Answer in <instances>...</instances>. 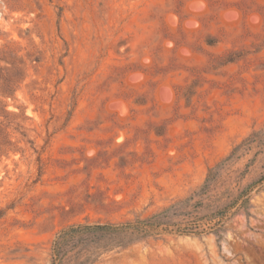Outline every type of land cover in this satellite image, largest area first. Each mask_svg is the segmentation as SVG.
Masks as SVG:
<instances>
[{
  "label": "rangeland",
  "instance_id": "374dc122",
  "mask_svg": "<svg viewBox=\"0 0 264 264\" xmlns=\"http://www.w3.org/2000/svg\"><path fill=\"white\" fill-rule=\"evenodd\" d=\"M0 144V264H53L74 224L151 218L238 146L193 213L260 180L246 208L63 264H264V0H0Z\"/></svg>",
  "mask_w": 264,
  "mask_h": 264
},
{
  "label": "trees",
  "instance_id": "16d2710c",
  "mask_svg": "<svg viewBox=\"0 0 264 264\" xmlns=\"http://www.w3.org/2000/svg\"><path fill=\"white\" fill-rule=\"evenodd\" d=\"M257 136L258 133L252 134L251 138L247 139L245 143L255 142ZM3 145L4 144H0V152ZM239 148L240 146L236 147L225 161L209 170L208 176L199 190L195 191L189 197L175 202L170 207L151 218L136 219L133 222L123 223L74 224L64 228L57 235L53 244V264H63L69 248L74 249L79 246L82 248L90 246L88 245V241L93 242L95 240V242H100L104 239L119 238L127 234H147L149 230L160 228L165 231H175L180 234H199L200 227L203 223L221 222L230 210L236 207L246 208L249 203L246 197L252 189L261 182L260 180L245 188L236 200L223 209L206 215H195L193 213V210L196 209L199 204L197 198L203 197L208 192L212 183L217 179L221 168L235 156ZM221 231L222 226L213 229L212 233L220 238Z\"/></svg>",
  "mask_w": 264,
  "mask_h": 264
}]
</instances>
